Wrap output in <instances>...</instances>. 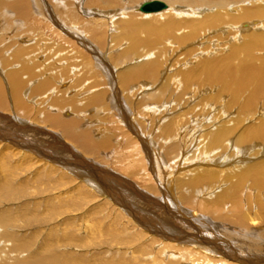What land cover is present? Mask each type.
<instances>
[{"label": "rangeland", "instance_id": "rangeland-1", "mask_svg": "<svg viewBox=\"0 0 264 264\" xmlns=\"http://www.w3.org/2000/svg\"><path fill=\"white\" fill-rule=\"evenodd\" d=\"M46 1L49 2V0ZM53 2H55V0H53ZM40 3H42V6H44L45 8V4H43L42 0H40ZM45 10L48 13H53L55 11V9H53L51 6L50 9L45 8ZM35 13V17L37 18L29 16V19H26L28 22H26L24 18L13 19L10 26H12L16 22V20L21 23H19L18 25H13L9 33L3 34L4 37L0 34V61H2L3 63V65H1L0 63V78L2 79V81H4V88L6 92L5 98L7 101V107L2 108L0 106V112L10 119L15 118L13 120H16V122L21 121L27 124L30 128L34 127V129L32 128L34 130L33 132H28L25 133L27 135L19 136H22V139L26 137V139H29L31 141L30 143L34 145H39V148L35 146L36 149L33 150L35 152H31L29 151V149H25V147L19 146L21 147L19 148L18 146H15V142L11 143L10 140H8V142L12 147H14L15 150L4 149L2 144L0 146V215L8 216V222H6V225L4 227V224H1L2 228H0V234H3V236L0 238V264H41L40 262L52 264L51 261L53 262V264H178V262L179 264H202L203 262L205 264H224L223 260H219V258H215L214 256L212 257L209 251H207L206 254L202 249H197V247H195V249L193 248L195 252L191 248H189V250L191 249L189 252L188 248H186L187 246L185 247L186 249L178 247L175 248L176 250L173 249V247H170L166 249L168 250V255H170L172 251H178L182 254L180 253V255H177V257L174 258L165 256L167 252H164V258V256L161 255L162 249H159L161 247V244L155 243V246V244H153L154 241L149 238V234L145 235V233L143 234L139 231V227H134V221H130L132 217H128L126 215V211L124 209H121L122 206L120 207L119 204L115 202L113 203L112 200L110 201V199H108L107 197L105 198L104 195H99L97 192H94V190L90 186H88V183L86 184L85 182L80 181V177H77L73 174V176H69L68 174L67 176H63V173L61 171L52 169V167L46 164V161H50V159H45V156L43 157V155L40 153L41 150L38 149H46L45 146L42 145V136L45 135L47 138H49V134L55 135L64 143L66 142V144L69 143L68 145L71 146L74 152L79 154L81 158H87L86 160L99 166L100 168L111 170V172L115 176H117L125 185L132 181L134 183V186L143 191L145 194H149L157 198L162 202L163 205L166 204L164 200H166L167 206L171 205L173 206V208H175L173 203H176L178 206L179 204L182 205V209L185 208V210H187V214H185L188 215L187 217L190 218L194 223L198 222L196 219L205 220L210 225L208 227H211L212 229H210L214 233L219 235L221 234L220 236H225L226 238H228L232 233H240V236H245L244 238H248L249 240H251L248 242L247 239L246 244L247 246L256 248L255 251L257 253L260 252V248L264 249V227H260L261 224L262 226L264 225V192L262 191L264 189V186L257 184L260 178V175L258 174L259 172H262L263 169H261V167L264 165V131L262 132V134L261 132L255 133L257 136L252 133L253 128H262L261 126L264 123V93L260 95L261 98H258L252 106H248V104L246 103L247 94L245 95V93H243L244 96L242 95L239 98H234L230 93L219 96L216 95V87L203 89V86L199 85L197 82H191L192 84L189 85V88L183 90L185 88V83L183 82V78L179 75V71H193L195 69L194 67L196 63L198 62V56L203 54L202 50H204V54L207 53V51L205 52V48L209 44V41H207V37L209 36V34L206 33L208 34L206 37L204 34L201 39H197L196 41L190 42L189 44L186 43L185 45H179L177 41L180 40L164 39L162 41H159L151 38L149 39L147 45L141 44L134 50H132L130 53L133 54L130 56V58L126 59L125 52L126 48L128 49L130 41L126 39L127 41L124 40L118 43L115 37L117 36L119 31L117 30V27H114V29H111L112 31H109V44L104 47H101L100 45V48L103 49L104 55L106 57L105 60H107L109 65L113 66L111 67V69L113 68V75H115L116 81H119L121 73L128 69L130 66L145 62L147 59H154L155 57H157V54L160 53V63L162 66L160 67L161 71L158 78L154 80L150 78H142L140 81L132 84V86L129 87L133 90H131L130 93L122 88L119 81V86L122 89L120 90L123 91L121 92L122 97L120 98L121 100L118 101L119 103L114 99H112V102L110 96L106 99L101 100L99 106L89 103L88 98H90L91 95H94L93 91L95 89H92L78 95L79 100L78 97H75L76 99L74 98V100H78L77 102L70 104L69 101H66V103L63 102L66 106H63L64 104L62 103L61 108H59L57 101L61 98H66L67 100H69L70 98L74 97L77 92V87H71L73 89L68 94H63L62 91H54L53 87H51L53 82L55 84H53L54 88H56L55 86H57L62 79H58V76L57 80L51 79V81L53 82L50 81L52 84L49 87L47 85H43L45 84V82L48 83V80L45 78V75L47 76V73H43L41 62L45 56V48L49 44L51 38L54 35H57V32H55L57 31V27L55 25H52L51 20L47 18L48 16L46 17L44 14L38 11H36ZM0 14L3 15V13L1 12ZM53 15L55 14L53 13ZM139 17L141 21L145 20L142 19L141 16ZM4 19L7 23V19L5 17ZM4 19L0 17V21H2L3 23ZM34 20L37 21L35 22ZM256 20L258 21V18H256ZM256 20L255 23L253 22L254 25L257 24ZM22 21L23 23L26 22V25L23 24ZM260 22L264 23V17L263 19H260ZM252 27L250 29H252ZM263 29L264 28H261L259 29V31L264 32ZM226 30L227 28L220 33H224L223 36H227L229 32ZM212 32L213 31H211L210 34H212ZM8 34L9 36H7ZM48 34H51L52 37H47ZM62 35L68 37V34H65L64 32H62ZM142 36H144V34H142ZM203 38H205V40H203ZM237 38L238 37L234 39L233 37L231 38L230 36H228L227 38H225L226 40L220 41L222 44L219 43V46L221 45L219 50H217L219 46L217 45L218 47H215L213 46V44L212 47L214 48L210 53L220 56L227 55V48L231 44H235L237 42ZM51 41L57 43V40H55V38H53ZM202 42L205 43L203 44ZM19 43L22 45L24 43L33 44V46H29V48H26V52L23 51L22 56L24 54L27 56V50L32 49L33 47L35 48V50H37L38 48L41 49V53L39 54L38 58L35 57L34 60H31L30 62L32 67L35 66V68H33L35 70L34 72L38 73L40 71V75L32 76L31 71L24 67L21 68L20 62H16V60L13 58L14 51L19 47V45H17ZM78 44V46L82 49V44H80L79 42ZM35 46L38 48H36ZM81 49L79 48V50ZM225 49L227 51L226 53ZM216 50L218 52H214ZM82 51L85 58L80 59L82 61L81 68L82 70L85 69L84 72H86V70L88 69L91 70V67L88 66L90 63L89 61L92 62L94 59H92L93 54L91 52H86L83 49ZM255 54L260 61V59L264 57V46L257 49ZM8 55H10L9 58ZM8 59L10 60V62ZM3 60L5 61V63ZM49 64L50 67L53 68V63ZM54 66H56V68L53 70L54 72L52 71L54 75L62 73V71H60L62 69H60L59 65L56 64ZM14 68H18L19 71H22L24 75L22 76L23 80H26L24 82L25 89H23V91L26 93L23 94L25 95L24 100L29 104L26 105L27 107H25L24 101V105L21 106L17 99H15L11 94L12 90L9 82V72L13 71ZM94 68L96 70L99 69L102 75H94L91 77L90 81L102 84L101 87H97L98 90L100 88H103L102 91L105 90L110 92L111 90L105 78L104 71L99 66H97V64H95ZM176 72L178 75L176 74ZM176 79H180L181 82H178L179 80ZM197 80L198 79H196V81ZM70 81L72 82V80ZM28 83L30 84V86L28 85ZM139 84L141 85V87ZM38 85H40V87H37ZM200 86L202 87V89ZM137 89L140 90V92H137ZM197 90L200 93L199 95ZM160 92V99L155 97L153 98L152 96L151 98L149 96L152 93L154 95L157 94L158 96ZM57 94L60 95L57 96ZM178 94H180V96ZM130 96L132 97V99ZM229 97L233 100L232 103L228 102ZM166 100H168V103L165 102ZM112 103H114V106L112 105ZM157 104H159L157 106L159 111H157L158 109L156 110L155 107ZM144 105L147 107H145ZM151 105H153L152 107H154V109L150 107ZM75 106L77 108H75ZM149 110H151V112ZM142 111H144V113L147 111L149 112H147V115H145L146 113L144 114ZM155 112L157 114H154ZM57 113L63 118L73 117V120L83 122V125L81 123L82 127H80L79 130L87 133L91 131L92 135L97 141L104 138L108 139L107 137L111 136L108 139L109 146H107V148L101 147L99 149V152L101 151L102 153L100 152L98 154H95L93 152V155H89L84 150H81L80 146H78L79 144L76 142L77 139L71 137L69 138V140L63 134V132H61V128L58 129L50 126L51 124L49 116ZM45 115H47L48 117L46 116V118ZM120 119H122L123 121ZM152 119L155 121L152 122ZM144 120L148 122H144ZM155 122L159 124L161 123L162 125H157ZM170 122L172 124V127ZM237 122L239 124H237ZM233 125H237V128ZM230 126L233 127L231 128ZM164 127L167 129H165ZM233 128H236L237 130L234 131ZM221 129H227L225 135L221 134ZM41 130L45 131L42 132ZM134 131H136L143 138V140L145 141V146L153 157V162L155 164L154 168L156 170V172L154 173H162L157 177L154 176V181L151 180V183L149 182L150 179L145 174L148 170L151 171L150 174L152 173L154 175V173L152 172L153 162L148 159L149 157H147L148 155H146V152L144 151L146 147L144 148V145L142 146V144L138 141V139L136 138L137 135L134 133ZM164 132L166 134H164ZM259 135L261 138L259 137ZM166 137H169L170 139ZM33 138L34 140H32ZM72 138H74V140H72ZM217 138L219 139L218 142H216ZM209 141H212L210 142L211 144H209ZM137 142H139V146L141 147L139 150L143 155H145L144 158L137 155L138 153L135 154L137 149H135L134 146L136 147ZM196 142L201 145L199 146ZM205 145L207 148L205 147L204 151ZM211 145L213 146L211 147ZM226 147H228L229 149H226ZM198 148H200V150ZM222 148L224 149V151ZM44 149L42 151L46 153ZM201 150L204 151V155L203 153H200L202 152ZM209 150L211 151L209 152ZM197 152H199V154ZM179 153L183 155H180ZM195 153H197L199 156ZM200 154H202V156ZM56 155L59 154L56 153ZM130 155L136 156L135 158L133 157L134 160L137 158V160L134 162L135 164L128 162V160H131L133 162L132 156ZM160 156H162V158ZM204 156H207V158H203ZM195 159L196 161H194ZM37 160H39V162ZM191 160H193V162H191ZM206 160L209 162H207ZM210 161L212 163H210ZM159 162L161 163V165ZM163 162L165 164H163ZM174 163H178L179 167L178 164L176 165ZM214 163H217V165ZM136 165L138 166L136 167ZM209 166L214 170L213 177L215 178H212L216 181L213 179L211 181H204L205 179L203 180V178H206V176L209 177L208 175H210L211 173L213 174V172H211L212 170L205 172V170L210 169ZM176 167L178 168V170L180 169V171H178ZM193 167L195 168V170ZM142 168L144 169L142 170ZM164 168L165 170H163ZM174 169H176L178 173L180 172L182 174L180 176L178 175L180 177L179 181H175L178 176L177 171L175 172ZM203 169L204 171L202 172L201 170ZM246 169H249L250 171H247ZM143 171L145 172V174L143 173ZM194 171L197 173H195ZM218 171H222L223 173L220 172L222 175H220ZM185 172L187 175L184 174L186 176H183V173ZM204 172L208 173L205 174ZM233 172L239 174H235V176L233 175ZM247 173L248 175L246 176L245 174ZM216 174L220 176H217V178ZM162 175H164L163 177H165L166 180L168 179L167 181L165 180L166 183L164 181L165 184H163L161 181L162 179L164 180ZM182 176L188 177L189 179L183 178ZM181 177L184 180L186 179V181H189L184 183L185 186L182 188L183 191H181L180 189V191L183 193H181L180 191L179 193L176 190V188L179 189L178 183L183 181ZM169 179L171 180L169 181ZM239 179H241V181ZM115 180L116 179H113L114 183L119 186V180ZM172 180H174V182ZM217 180H219V183ZM233 180H235L236 184H238L239 182L243 184L242 188H239L242 186L241 183V186H239V184L238 186L235 184L238 193L235 192V187H232ZM192 181H194L195 185H193ZM214 182H216L215 186L213 184ZM221 182H223V184H221ZM166 184L167 186L172 184V187L175 186V193L173 192L170 197L173 198L171 199V201L168 197V192L170 189L168 187H165ZM155 185L157 186V189H159V191L165 192L166 190L164 197L161 196V194H157V192L153 191L152 189L150 191V188ZM207 185L208 187L214 186L215 188L213 187L210 190V187L208 188ZM203 186H205L204 188L207 187V190L209 189L208 193L207 190L203 188ZM226 187L228 188L226 189ZM195 189L197 190V192ZM250 189H253L252 191H261L260 193L258 191H254L253 193ZM203 190L206 191L203 193ZM116 192L118 193L117 190ZM236 194H238V196ZM184 196L185 198L187 197L186 201ZM225 197L231 200H225ZM213 198H215V200ZM234 198H236V202ZM255 198L256 200H254ZM133 200L135 201V203L137 202L136 205H141L142 207L144 206L143 208L146 207L145 209L147 210H151L152 207V210L155 211L156 209V214L159 213L162 215L163 209H161L160 213L159 210L157 211L156 206L147 207L146 205H142L141 202L138 203V201H136V198ZM199 201H203L201 202L200 206H198L200 204L198 203ZM211 201L213 203H216H214L215 207L212 206L213 203ZM219 202H221V205L219 204ZM207 204H210L211 206ZM217 204H219V206ZM204 205L210 207V210L207 207V211H202L206 209H203V207H206ZM178 206L176 208H178V210H181V208ZM219 207L222 210L223 214L221 213V210H218ZM250 211L252 213L254 211V213L252 214ZM163 214L166 215V212H163ZM168 214L170 215V217H172V221L174 220L173 222L177 220L173 218L174 216H172L170 212ZM241 217L243 219H240ZM250 217L258 218V222L261 223L258 225V227H260L261 229L249 224V220L251 219ZM244 218L245 220L247 218L248 219L245 221ZM239 219L242 221L239 222ZM177 222L181 221L178 219ZM90 224H92L94 227H90ZM179 224L182 225V222ZM247 225L249 226V228L247 227ZM250 227L253 229L256 227L259 232L254 231ZM250 231L252 232V234L256 232L257 234L252 235ZM241 232L245 233V235H242L243 233L241 234ZM224 233H226L227 235ZM233 235L234 234H232V236L228 239H231L232 244H235L237 241L235 240V238L232 239ZM255 235L257 239L255 238ZM257 235H259L260 237ZM191 239L193 240V242H195L191 243L192 246L198 245L199 247L202 246V248H204V246L211 247L210 244H207L202 240L199 241V239H196L195 237H192ZM210 243H212V241ZM185 244L187 245V242ZM188 244H190V242H188ZM185 250H188V252ZM197 250L198 252H196ZM216 251H218V249ZM186 253H188L189 255ZM198 254L202 256V258L199 257ZM188 256L190 259L188 258ZM204 257L206 260L208 258L211 260L208 259L206 261L203 259ZM162 259L166 262L164 261L163 263ZM173 259L175 261L174 263ZM191 259L194 261H192ZM158 260H160L161 262ZM215 261H217V263H215Z\"/></svg>", "mask_w": 264, "mask_h": 264}, {"label": "bare ground", "instance_id": "bare-ground-1", "mask_svg": "<svg viewBox=\"0 0 264 264\" xmlns=\"http://www.w3.org/2000/svg\"><path fill=\"white\" fill-rule=\"evenodd\" d=\"M148 1H158V0H55V2H53V0H49V2H47L46 0H42L43 4H45L46 9L47 8L50 9V6L53 9H55V11L53 12L55 15H53L52 12L48 13L45 10L44 6H42V3H40V0H0V10H1L0 12L3 13V15L0 14V17L3 19L5 17L7 19V23L5 22V19H4L5 24L2 21H0V34L3 36V34L9 33V31L12 29L13 25H18L19 23H21V22H18L16 20V22L12 26H10L12 24L13 19L24 18L26 20V19H29V16L35 17L36 11L41 12L46 17L48 16L47 18H49L51 20L52 25H55L57 27V31H55V32H57V35L53 34L54 35L53 37L51 34H48L49 36L47 35V37H49V38L52 37L51 40L53 38H55V40H57V43L52 42L50 40L49 44L45 48L46 52H44L45 56L41 62V65L43 67V73H45V74L47 73V76L45 75V78L48 80L47 81L48 83L45 82V84H43V85H47L49 87L52 84L51 82H53V81H51V79L57 80V76H58V79H60V78H62V79L60 82L58 80L59 84L57 86H55L56 88H54L55 84L53 82L54 85L52 84L51 87H53L54 91H62L63 94H68L73 89L71 87H77V92H76L74 97L70 98L69 100H67L66 98H61L60 100L57 101L59 108H61V106H62L61 104L63 102L66 103V101L67 102L69 101L70 104L77 102L79 100L78 95L83 94L84 92H87V91L92 90V89H95L93 91L94 95H91V97L88 98L89 103L96 105V106H99L100 101L108 98L109 96L111 97V101H112V99H114L116 102H118L121 100L120 99L122 97L121 92H123V91H121L122 89L119 86V81L121 83L122 88L124 90H126L128 93H130L132 89H130L129 87H131L132 84H135L136 82L140 81L142 78H146V79L150 78L153 80L158 78V76L160 75L159 73L161 71L160 67L162 66L160 63V53L157 54V57H155L154 59H147L145 62L139 63L137 65L134 64L133 66H130L128 69H126L124 72L121 73L119 81L118 80L116 81L115 75H113V68L111 69V67H113V66L109 65L107 60H105L106 57L104 55L103 49L100 48V45H101V47H104L107 44H109V33H110L109 31L111 29H114V27H117V30L119 31L117 36L115 37L116 41L118 43L120 41H124L126 39H128L130 41V43L128 45V49L126 48V52H125L126 59L130 58V56L133 54V53H130L132 50H134L137 46H139L141 44L147 45L149 39H151V38H154V39L159 40V41H162L164 39L180 40V41H177L179 43V45H185L186 43L189 44L190 42H194L197 39H201L204 36V34H205V37L209 34V36L207 37V41H209V44L205 48V52L207 51V53L204 54V50H202L203 54L198 56V62L196 63L195 67L193 66L195 69L193 71H188V70L185 71L184 69H183L184 72L179 71V75L183 78V82L185 83V88L183 87L184 89L183 88L182 89L183 90L188 89L190 84H192L193 82H197L199 85L203 86V89H208L209 87H211V88L216 87V95H219V96H222L223 94H226V93L227 94L230 93V94H232V96L234 98H239L242 95L244 96L243 93H245V95L247 94L246 103L248 104V106L249 105L252 106L258 98H261L260 95L262 93H264V57H262L259 61L255 52L257 49L264 46V32L259 31V29L264 28V23L260 22V19H263V17H264V0H159V1L166 3L167 6L161 10H158V11L145 12L141 9V6L145 2H148ZM139 16H141L142 19H145V20L141 21ZM35 18H37V17H35ZM256 18H258V21L256 20ZM252 19H254V20H252ZM255 20L257 21L258 25L253 24V22L255 23ZM26 22H28V21L26 20ZM26 22L23 23V21H22L23 24H25ZM116 22H118V23H116ZM155 22H156V24H155ZM38 24H39V22H38ZM251 27H252V29H250ZM226 28H227L226 31H228L229 34L227 36H223L224 33L222 34L220 32H223V30H225ZM211 31H213L212 32L213 35L210 34ZM62 32H64L65 34H68V37H66L65 35L63 36ZM39 33H40V31H39ZM206 33H208V34H206ZM142 34H144V36H142ZM18 35H20V34H18ZM7 36H9V34ZM228 36H230L231 38L233 37L234 39L236 37H238L239 39L237 38L236 39L237 42L235 44H231L227 48L228 49L227 55L220 56V55H214L213 53H210L213 51V48H214V47H212L213 44H214L213 46L218 47L219 43H221L220 41L226 40L225 38H227ZM203 40H205V38H203ZM78 42L80 44H82V49L84 51H86V52L89 51L94 55V56L92 55V59H94V60L92 62L89 61L90 63L88 65L91 67V70L88 69V70H86V72H84L85 69L82 70V68H81L82 61L80 59H83L85 57H84V54H83L81 47L78 46L79 45ZM197 43H199V42H197ZM202 43L204 44L205 42H202ZM17 45H19V47L14 51V54H13V58L16 60V62H18V63L20 62L21 68L24 67V68L28 69L29 71H31L32 76L40 75L39 70H38L39 71L38 73L34 72L35 70L33 68H35V66L32 67L30 62H31V60H34L35 57L38 58L39 54L41 53V51H40L41 49L36 47L37 46L36 45L35 47L38 48L37 50H35V48L33 47L32 49L27 50V52H28L27 56L25 54L22 56L23 51H25L27 47L29 48V46H33V44L32 43H24L22 45L19 43ZM220 46L218 47L217 50H219ZM79 48L81 50H79ZM217 50L214 52H218ZM226 52L227 51L225 49V53ZM9 56L10 55H8V58H9ZM8 60H6V61H8ZM84 61H85V59H84ZM9 62H10V60H9ZM0 63H1V65H3L2 61H0ZM4 63H5V61H4ZM49 63H51V64L53 63V65H52L53 68L50 67ZM56 64L60 66V69H62V70H60V71H62V73H59L58 75H54V73H52V71L56 68V66H54ZM95 64H97V66H99L104 71L105 78H106V80L108 82V86L110 87V90H111L110 92L105 91V90L102 91L103 88H100L98 90L97 87L98 86L101 87L102 84L90 81L92 76L99 75V74L102 75L99 69L96 70L94 68ZM9 73H10L9 74V82H10V87L12 90L11 94L14 96L15 99H17V101L19 102V104L21 106H23L24 105L23 103L25 102V107H27L26 105L28 104V102H26L24 100L25 95L23 94V93H26L23 91V89H25L24 88L25 87L24 82L26 81V80L25 81L23 80V77H22V76H24L23 72L19 71L18 68H14L13 71H10ZM176 74H177V72H176ZM196 79H198V80L196 81ZM42 80H44V79H42ZM70 80H72V82ZM176 80H179L178 82H181L180 79H176ZM29 82H31V81H29ZM68 82H70V83H68ZM179 84H181V83H179ZM28 85L30 86L29 83H28ZM192 86H194V85H192ZM37 87H40V85H38ZM140 87H141V85H140ZM195 89H197V88H195ZM201 89H202V87H201ZM193 90H194V88H193ZM138 91L140 92V90L137 89V92ZM190 92H192V91H190ZM5 93L6 92H5V88H4V81H2V79L0 78V106L2 108L7 107L6 106L7 101L5 98ZM186 93H188V92H186ZM199 94L200 93L198 91V95ZM58 95H60V94H57V96ZM178 95L180 96V94H178ZM149 96L150 97L152 96L153 98L155 97V98L160 99L161 98V92L158 96H157V94L154 95L153 93L150 94ZM75 97H78L77 101L74 100ZM212 98H214V97H212ZM229 98H228V102L232 103L233 100L230 98V100H231L230 101ZM62 99H65V100H62ZM131 99H132V97H131ZM148 101H150V100H148ZM165 102L168 103V100H166ZM161 103H162V101H161ZM113 104L114 103H112V105ZM68 105H69V103H68ZM148 105H150V104H148ZM158 105L159 104H157L155 106L156 110L158 109L157 108ZM165 105H166V103H165ZM229 105H230V103H229ZM63 106H66V105L64 104ZM118 106H119V104H118ZM142 106H143V104H142ZM152 106L153 105H151L150 107L154 109V107H152ZM160 106H161V104H160ZM145 107H147V106H145ZM75 108H77V107L75 106ZM56 109H58V108H56ZM149 111L151 112V110H149ZM149 111H147V112H149ZM157 111H159V109ZM142 112L144 113V111H142ZM147 112H145L146 114L145 113L144 114L147 115ZM154 114H157V113L155 112ZM46 116L47 115H45V117ZM72 118H63L58 113L53 114L52 116H49V120H50V124H51V125L50 124L49 125L53 126L54 128H58V129L61 128L62 129L61 132H63V134L66 136V138L69 139L71 137H74L75 139H77L76 142L79 145L78 144H76V145L80 146L81 150H84L89 155H93L94 153L98 154L101 152V151L99 152V149L101 147L107 148V146H109L108 139L111 136L109 137L107 135L108 139L104 138V139L97 141V140H95V137L92 135L91 131L87 133V132H82L79 130V128L82 127L83 122L73 120ZM13 119H15V118H13ZM13 119H10L9 117H7L4 114H1V112H0V146L2 144L4 149L13 150L14 147H12L11 144L8 142V140H10L11 143L15 142L17 144V145L15 144V146L25 147V149L27 148V150L29 149V151L35 152L33 150L36 149L35 146H37V145L30 143L31 141L29 139H26V137L25 138L23 137L24 139L21 138L23 135H27L25 133L33 132L34 127H32L33 128L32 129V128L28 127L27 124H25L21 121L16 122V120H13ZM120 120H122V119H120ZM155 120L152 119L151 121L154 122ZM144 122H148V121L144 120ZM81 123H82V125H81ZM155 123L157 125L159 124L157 122H155ZM170 124H171V122H170ZM237 124H239V123L237 122ZM159 125L161 126L162 124L160 123ZM233 126L236 127L237 125L236 126L233 125ZM171 127H172V124H171ZM230 127H228V128H230ZM261 127L262 128L259 127L257 129L253 128L252 133L255 134V133L261 132V134H262V132L264 131V123L262 124ZM236 128L235 129L233 128V130L234 131L237 130ZM165 129H167V128H165ZM165 129H164V131H165ZM173 129H171V130H173ZM26 130H28V131H26ZM226 130H222L221 134L225 135ZM44 131H42V132H44ZM20 133H22V134H20ZM134 133L137 135L136 138L138 139V141L142 144V146L144 145V148H145L146 146H145V141L143 140V138L136 131H134ZM169 133H170V131H169ZM164 134H166V133L164 132ZM19 135H22V136H19ZM167 136H169V135H167ZM217 136H218V134H217ZM34 137H36V136H34ZM259 137H260V135H259ZM74 138H72V140H74ZM162 138H163V136H162ZM166 138H169V137H166ZM170 138H171V136H170ZM252 138H253V135H252ZM42 139H43L42 145L45 146V148H46V149H44V148L43 149L46 153H44L42 151L43 150L42 148H40L38 150H41L40 153L43 155V157L45 156L44 157L45 159L46 158L50 159V161H46V164H48L50 167H52V169L61 171L63 173V176H65V175L67 176V174H68L69 176L75 175L77 177H80L81 178L80 181L85 182L86 184L88 183V186H90L94 190V192H97L99 195H104L105 198L107 197L108 199H110V201L112 200L113 203L115 202V203L119 204L120 207L122 206L121 209L122 210L124 209L127 213V214L126 213L125 214L128 217H132L131 219L130 218L129 219L131 222L134 221L133 222L134 227H139V229H140L139 231L142 232L143 234L145 233V235L149 234V238L154 241L153 244H155V243L161 244V247L159 248L160 250L162 249L161 255L165 254L164 252L168 251L166 249H168L170 247H173V249L178 248V247L179 248L182 247L184 249L188 248V250H189V248L195 249V247H197V249L198 248L202 249L206 254H207V251H209V253L212 255V257L214 256L215 258L216 257L219 258V260H223L224 264H264V249L260 248V252L257 253L255 251L256 248H253L252 246L251 247L247 246L246 241L248 238L246 239V238H244L245 236H240L239 235L240 233L235 234V233L231 232L232 234H234L232 239L235 238V240L237 241L235 244H232L231 239H228L229 237L232 236V234H231V236L228 235L229 237L226 238L225 236H220L221 234L219 235V234L214 233L211 230L212 228L210 227L211 228L210 229L208 227L210 225L205 220L196 219L198 222L194 223L190 218L187 217L188 216V215H186L187 210H185V208L182 209V205L179 204V206H178L176 203H173L175 206V208H173V206H171V205H168V206L166 205L167 204L166 200H164L166 204L163 205L162 202L159 201L157 198H155L149 194H145L143 191H141L136 186H134L133 185L134 183L132 181L127 183V185H125L117 176H115L111 172V170H106L105 168H100L99 166H97V165L91 163L90 161L86 160L87 158L86 159H83V157L81 158V156L79 154H77L76 152H74L72 147L68 145L69 143L68 144H66V142L64 143L63 141H61L58 137H56L53 134H49V138H47L44 135V136H42ZM15 140H17V141H15ZM32 140H34V138ZM218 141H219V139L217 138L216 142H218ZM139 142H137L136 147L134 146V148L137 149L136 152L135 151L134 152H135V154L138 153L137 155L144 158L145 155H143L141 153V151L139 150L141 148L139 146ZM210 142H212V141H209V144H211ZM39 144H40V142H39ZM154 145H155V143H154ZM228 145H230V144H228ZM212 146L213 145H211V147ZM21 147H19V148H21ZM205 147H206V145L204 146V151H205ZM215 148H216V146H215ZM227 148L228 147H226V149ZM145 149H144V151L146 152V155H148L147 157H149L148 159H150L151 162H153V157H152L151 153L149 152L147 147ZM198 149L200 150V148H198ZM191 150H192V148H191ZM204 151H202L200 153H203ZM210 151L211 150H209V152ZM223 151H224V149H223ZM56 153L59 155H56ZM197 153L199 154V152H197ZM197 153H195V154H197ZM208 154H210V153H208ZM208 154H206V155H208ZM180 155H183V154H180ZM184 155H185V153H184ZM200 155L202 156V154H200ZM203 155H204V153H203ZM130 156H132V155H130ZM133 157L135 158L136 156H132L133 162L131 160H128V162L135 164L134 162L137 160V158L134 160ZM160 157L162 158V156H160ZM185 157H186V155H185ZM205 157L207 158V156H204L203 158H205ZM138 158H140V157H138ZM45 159H43V160H45ZM193 159H194V156H193ZM37 161L39 162V160H37ZM194 161H196V159ZM211 161H212V159H211ZM211 161H210V163H212ZM191 162H193V160H191ZM207 162H209V161H207ZM163 164H165V163L163 162ZM174 164H176V163H174ZM214 164L217 165V163H214ZM138 165H136V167ZM160 165H161V163H160ZM154 167H155V164L153 162V165H152V168H153L152 172L153 173L156 172ZM178 167H179V164H178ZM187 167H189V166H187ZM190 167H191V165H190ZM165 168L163 170H165ZM193 168H192V170H193ZM212 168H214V167H212ZM143 169L144 168H142V170ZM176 169L178 170L177 167H176ZM176 169H174L175 172L177 171ZM186 169H188V168H186ZM261 169H263V170H262V172H259V174H258V175H260V178H259L257 184L264 186V165L261 167ZM194 170H195V168H194ZM210 170H212L211 172H213V174L211 173L210 175H208L209 177L206 176V178H203V180L205 179L204 181H211L213 178H215V177H213L214 170L211 169V167L209 170H205V172L210 171ZM215 170H219V169H215ZM178 171H180V169ZM178 171H177V176L182 175L180 172L178 173ZM183 171H184V168H183ZM201 171L203 172L204 169ZM222 171H220V172H222ZM145 172H146V169H145ZM145 172L143 171L144 174H145ZM148 172H149V174H148ZM150 172L151 171L147 170V173L145 174L150 179V181H149L150 183H151V180L154 179V176L157 177L159 174H162V173H157V174L154 173V175H153L152 173L150 174ZM220 172H219V174L222 175ZM195 173H197V172H195ZM207 173H205V174H207ZM249 173H251V172H249ZM184 174H186V172L183 173V176L187 175V174L186 175H184ZM235 174L236 173L233 172V175H235ZM238 174H236V175H238ZM220 175L216 174V177L220 176ZM245 175L247 176L248 173ZM163 176L164 175H162V177ZM165 176H166V174H165ZM230 176H232V175H230ZM178 177L175 181H179L180 177L179 178ZM223 177H222V179H223ZM163 178H164V180L162 179L161 181L163 184H165L168 179L166 180L165 177H163ZM183 178H188V177H183ZM193 178H195V177H193ZM196 178H197V176H196ZM74 179H75V177H74ZM113 179L119 180V182H118L119 186L114 183ZM173 179H175V178H173ZM170 180L171 179H169V181ZM213 180H215V179H213ZM239 180L241 181V179H239ZM164 181H165V183H164ZM172 181L174 182V180H172ZM183 181L178 183L179 189L176 188V190L178 192L180 191V189H181V191H183L182 188L185 186L184 183L187 182L188 180L186 181V179L185 180L183 179ZM217 181L219 183V180H217ZM192 182H193V185H195L194 181H192ZM234 182H235V180H233V184H232L233 188L235 187V184H236V182L235 183ZM240 183L241 182L238 183L239 186H241ZM188 184H190V183H188ZM213 184L215 186L216 182H214ZM221 184H223V182H221ZM238 184H236V185L238 186ZM249 184H251V183H249ZM172 185L167 186V184H166V186H165L166 188L168 187L170 189L168 192V197H169L170 201H171V199H173L170 197L173 194V192L175 191V188H174L175 186L172 187ZM197 187H198V185H197ZM204 187L205 186H203V188ZM207 187H208V185H207ZM207 187L204 189L207 190ZM209 187H210V190H211V188H213L211 186H209ZM242 187H243V184L239 188H242ZM188 188H189V186H188ZM227 188L228 187H226V189ZM151 189L153 191L157 192V194H159V195L161 194V196H163V197L165 196L164 194H165L166 190H165V192L159 191V189H157L156 185L152 186V188H150V191H151ZM229 189H230V186H229ZM234 189H235V192L238 191L236 189V187ZM254 189H257V188H254ZM116 190L118 191V193L116 192ZM208 190H207V193H208ZM250 190L252 191L253 189H250ZM205 191L203 190V193ZM241 191H243V190H241ZM254 191H258L260 193L261 190H254ZM254 191H252V192L254 193ZM262 191L264 192V189ZM196 192H197V190H196ZM181 193H183V192H181ZM236 195L238 196V194H236ZM231 196H234V195H231ZM135 198L137 199L136 201H138V203L141 202L142 205H146L147 207L156 206L157 211L159 210L160 213H161V209H163L162 215L159 213L156 214V209L154 211V210H152V207H151V210H147V209H145L146 207L143 208L144 206L142 207L141 205L140 206L136 205L137 202L135 203V201L133 200ZM184 198H185V196H184ZM186 198H185V201H186ZM213 199L215 200V198H213ZM227 199H229V198L225 197V200H227ZM234 199L236 202V198H234ZM177 200H176V202H177ZM229 200H231V199H229ZM254 200H256V198ZM258 200H259V198H258ZM194 201H196V200H194ZM203 201H199L198 203H200V204L198 206H200L201 202H203ZM178 203H180V202H178ZM214 203H213V205L211 203L210 204L212 206H214ZM203 204H205V203H203ZM210 204H207V205L211 206ZM219 204L221 205V202H219ZM219 204H217V205L219 206ZM207 205H204L206 207L202 206L203 209L206 208L205 210H202V211H207V207H208ZM177 206L180 207L181 210H178V208H176ZM214 207H211V208H214ZM209 208L210 207H208V209ZM217 208H216V211H217ZM218 210H221L220 207ZM163 212H166V215H164ZM169 212L172 214V216H174L173 217L174 219H177V220L179 219L182 222V225H180L179 223H181V222H177V220H175L176 223L173 222L174 220L172 221V219H171L172 217H170V215L168 214ZM208 212H210V211H208ZM221 213H222V210H221ZM241 213H242V211H241ZM253 213H254V211H253ZM250 218H251L249 220L250 225L258 227V225L261 224L260 222H258L259 221L258 218H254V217H250ZM223 219H225V218H223ZM240 219H243V218L241 217ZM240 219H239V222L242 221ZM261 219H260V221H261ZM235 220H237V219H235ZM244 220H245V218H244ZM6 222H8V216H6V215L1 216L0 215V228H2L1 224H4L3 225V227H4L6 225ZM92 226L93 225L90 224V227H92ZM95 226H97V225H95ZM247 227L249 228L248 225H247ZM256 227L254 229L251 227L250 228L253 229L254 231L259 232V230ZM260 227H264V225L262 226V224H261ZM260 227H258V228H260ZM214 230H216V229H214ZM225 232H227V231H225ZM242 233L243 232H241V234ZM224 234H226V233H224ZM251 234H252V232H251ZM254 234H257V232L253 233L252 235H254ZM242 235H245V233H243ZM246 235H247V233H246ZM248 235H249V233H248ZM259 235H257V236H259ZM2 236H3V234H0V238ZM192 237L199 239V241L202 240L205 243L210 244L211 247H208V246L205 247L204 246V248H202V246L199 247L198 245L192 246L191 245V243L193 242V240L191 239ZM255 238H256V235H255ZM181 240H183L184 242ZM211 241H212V243H210ZM249 241H251V240L248 239V242ZM186 242H187V245L185 244ZM188 242H190V244H188ZM193 243H195V242H193ZM233 245H236V246H233ZM155 246H156V244H155ZM188 246H190V247H188ZM217 249H218V251H216ZM188 250H185V251L188 252ZM190 250H189V252H190ZM202 250H201V252H202ZM194 252H195V250H194ZM196 252H198V250ZM180 253L181 252H178V251H174V252L172 251V253L170 255H168V252H167V254L165 256H170V257L175 258V257H177V255H180ZM191 253H192V251H191ZM186 254H188V253H186ZM190 255H192V254H190ZM165 256H164V258H165ZM199 257L202 258V256H200V255H199ZM199 257H198V259H199ZM188 258H189V256H188ZM203 259L206 260L205 257ZM209 260H211V259H209ZM158 261H160V260H158ZM164 261L165 260H163V263H164ZM192 261H194V260H192ZM174 262L175 261L173 259V263ZM40 263L41 264H48L46 262L45 263L40 262ZM51 263L53 264L52 261H51ZM215 263H217V261H215ZM178 264H179V262H178Z\"/></svg>", "mask_w": 264, "mask_h": 264}, {"label": "water", "instance_id": "water-1", "mask_svg": "<svg viewBox=\"0 0 264 264\" xmlns=\"http://www.w3.org/2000/svg\"><path fill=\"white\" fill-rule=\"evenodd\" d=\"M167 5L166 3L162 1H148L145 2L142 6L141 9L145 12H153V11H158L163 8H165Z\"/></svg>", "mask_w": 264, "mask_h": 264}]
</instances>
